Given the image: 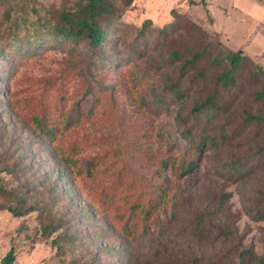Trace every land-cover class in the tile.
Masks as SVG:
<instances>
[{
  "label": "rangeland",
  "instance_id": "1",
  "mask_svg": "<svg viewBox=\"0 0 264 264\" xmlns=\"http://www.w3.org/2000/svg\"><path fill=\"white\" fill-rule=\"evenodd\" d=\"M77 1L0 0V40L9 29L23 23H34L29 26L31 31L36 22L73 9ZM115 2L120 5L119 0ZM6 8L11 11L10 19L4 17ZM142 8L137 0L125 9L119 21L123 28L116 35L131 38L133 28L144 20ZM158 19L154 24L160 26L164 19ZM118 42L112 55L121 65L103 73L93 70L92 86H88L90 58L68 42L21 57L20 62L10 64L13 70L7 79L0 78V182L16 189L25 206L45 205L42 211L36 209L19 217L8 210L0 211V258L11 246L15 249L12 264H155L156 257L170 255L177 257L179 264H194L226 248L232 249L226 264H236L242 249L252 247L257 253L263 252L264 219H257L255 211L264 199V167H256L244 178L222 167L230 156L253 154L260 144L258 125L244 123L245 110L264 112V106L250 95L255 86H245L249 94L233 102L232 128L240 134L215 147L217 152L206 147L198 153L189 143L177 140V102L156 104L149 90L152 84L140 87L130 81L128 69L131 71L133 64L126 66L128 54L124 42ZM146 62L144 57L143 67ZM156 80L150 78V82ZM153 85L163 94L159 84ZM74 105L79 109V114L75 113L77 124L65 128L61 123L52 138L43 139L19 121L20 116L30 120L36 115L48 117L49 122L63 120ZM167 137H171L172 146ZM22 153L21 161L28 166L32 180L28 184V175L13 165ZM61 156L65 163L59 160ZM193 159L195 166L190 168ZM87 167L94 169L93 176L86 174ZM117 177L125 179L131 200L147 203L156 196L163 199L152 221L135 235L121 237L111 227L104 228L100 218L87 219L81 210L63 214L98 203V191ZM51 185L54 192L49 189ZM66 197L80 205L72 207ZM52 217L62 224L48 236L42 229L51 226L48 219ZM62 233H77L78 238L66 243L65 252L60 254L52 245V237Z\"/></svg>",
  "mask_w": 264,
  "mask_h": 264
},
{
  "label": "trees",
  "instance_id": "2",
  "mask_svg": "<svg viewBox=\"0 0 264 264\" xmlns=\"http://www.w3.org/2000/svg\"><path fill=\"white\" fill-rule=\"evenodd\" d=\"M115 1L79 0L73 9L60 11L44 21L36 22L33 31H30L29 26H33L34 23L29 25L23 23L13 30L9 29L4 40H0V78L7 79L12 72L10 70H13L12 63L20 62L21 57L37 54L41 49L55 44L68 42L70 47L83 51L90 58L89 63L92 67H89L91 73L88 86H92L91 79L95 76L93 70L99 69L98 73H103L111 67L121 65L112 54L118 47V41L122 40L128 54V58H124L129 60L126 66L131 62L133 64L132 70L128 69L131 76L130 81L140 87L152 84L149 90L156 104L168 105V102L172 100L177 102L179 106L175 114L176 134L179 136L177 140L181 139L189 143L198 153L206 147H212L217 152L215 147L230 137L239 135L238 129L233 130L232 128L233 102L249 94L244 91L245 86L248 85L255 86L254 91L250 93L252 100L264 106V69L248 55L243 54L241 50H232L216 35L211 36L199 23L191 20L185 12L175 9L171 10L172 18L160 26L154 24L151 19L145 18L140 27L133 28L131 38L126 40L122 34L116 35L115 32L123 28L120 27L119 21L125 9L131 7L133 0H119L120 5H117ZM4 17L11 18L9 8H6ZM72 48L67 49L71 52ZM134 56L138 58L135 60ZM144 57L147 59L145 67L142 66ZM150 78L157 80L150 82ZM153 83L162 87L163 94L155 91ZM2 92L3 88L0 86V93ZM11 103L8 105L10 108ZM186 105H189L188 111H186ZM90 111L91 109L88 110L89 114ZM76 112L79 114V109L77 105H74L63 120L49 122L48 117L36 115L30 120L20 116L19 121L30 126L35 134L46 139L54 137L55 130L59 129L61 123H64L65 128L75 126L78 122ZM14 114L18 118L15 112ZM244 116V123L252 121L260 128V144L256 146L253 154L232 155L224 161L222 167L230 168L237 178L249 176L256 170V167L257 169L264 167V134H262L264 112L253 114L245 110ZM167 132L172 134L170 130ZM167 139L170 140V146H172L171 137ZM174 152H171L169 156ZM22 156L23 153L13 165L16 170L28 175L27 178L25 177V184H28L32 180L28 173V166L25 161H21ZM54 156L57 155L54 154ZM59 160L66 162L63 161L62 156ZM194 161L195 159L191 160L189 167L195 166ZM164 163L166 160L162 161V164ZM86 174L93 176L94 169L87 167ZM126 186L124 178L117 177L110 180L109 184H105L98 191V203H89L84 209H68L63 214L71 212L77 214L83 211L87 219L94 220L98 217L103 221L101 225H104V228L105 226L111 227L113 233H119L121 237H131L152 221L163 199L156 196L155 200H149L147 203L138 202L137 199L131 200L125 191ZM54 188L51 185L49 189L54 192ZM71 202L70 198L66 197V203ZM77 205L80 204L72 202V207ZM256 207L257 219H264V199ZM44 208L45 205L39 206L38 204L25 206L24 200L17 195L16 189L0 182V211L8 210L13 216L19 217L36 209L42 211ZM97 212L102 213L101 216ZM175 215L173 211L172 217L174 218ZM48 221L51 226H44L42 232L50 236L60 227L62 221L58 222L53 217ZM63 222L66 223L64 220ZM199 224L198 221L197 225ZM101 230L103 234H107L105 229ZM76 238H78L77 233H62V235L52 237V245L60 254H63L64 245L72 244ZM230 252L232 249L226 248L224 252L222 251L205 262L197 260L194 264H226ZM156 258L155 264H179L175 256ZM159 258L161 261H157ZM237 258L236 264H264V251L257 253L252 247L245 248L238 252ZM14 260L15 249L11 246L0 258V264H12ZM68 264L77 263L71 261ZM122 264H127V262L124 261Z\"/></svg>",
  "mask_w": 264,
  "mask_h": 264
},
{
  "label": "crops",
  "instance_id": "3",
  "mask_svg": "<svg viewBox=\"0 0 264 264\" xmlns=\"http://www.w3.org/2000/svg\"><path fill=\"white\" fill-rule=\"evenodd\" d=\"M137 2L133 0L132 6ZM144 19L170 20L171 10L185 12L219 35L232 50H241L264 69V0H139ZM145 12V13H144ZM163 22V23H164Z\"/></svg>",
  "mask_w": 264,
  "mask_h": 264
}]
</instances>
